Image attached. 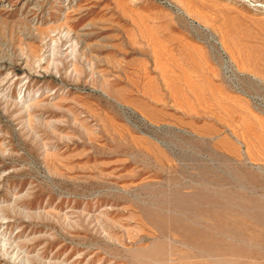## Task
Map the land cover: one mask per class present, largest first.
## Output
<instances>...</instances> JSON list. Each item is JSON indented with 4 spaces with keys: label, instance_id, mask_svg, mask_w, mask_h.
Segmentation results:
<instances>
[{
    "label": "rangeland",
    "instance_id": "1",
    "mask_svg": "<svg viewBox=\"0 0 264 264\" xmlns=\"http://www.w3.org/2000/svg\"><path fill=\"white\" fill-rule=\"evenodd\" d=\"M164 1L0 3V264H264V0Z\"/></svg>",
    "mask_w": 264,
    "mask_h": 264
},
{
    "label": "bare ground",
    "instance_id": "2",
    "mask_svg": "<svg viewBox=\"0 0 264 264\" xmlns=\"http://www.w3.org/2000/svg\"><path fill=\"white\" fill-rule=\"evenodd\" d=\"M4 0H0V3H1V5L3 4L2 2H3ZM76 0H59V3H60V6L62 7V8H64V9H68V8H70V7H72V4H74V2H75ZM3 62V61H2ZM8 64H9V62H8ZM11 64V63H10ZM2 68H3V65H2ZM7 68V67H6ZM7 70V69H6ZM2 72V71H1ZM8 76H6V78H5V81H6V79L8 80V78H7Z\"/></svg>",
    "mask_w": 264,
    "mask_h": 264
},
{
    "label": "built area",
    "instance_id": "3",
    "mask_svg": "<svg viewBox=\"0 0 264 264\" xmlns=\"http://www.w3.org/2000/svg\"><path fill=\"white\" fill-rule=\"evenodd\" d=\"M154 1L160 4H167V2H165L164 0H154Z\"/></svg>",
    "mask_w": 264,
    "mask_h": 264
}]
</instances>
